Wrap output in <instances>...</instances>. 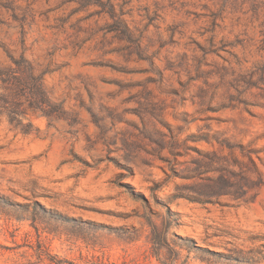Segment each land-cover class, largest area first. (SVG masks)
I'll list each match as a JSON object with an SVG mask.
<instances>
[{
	"label": "rangeland",
	"instance_id": "374dc122",
	"mask_svg": "<svg viewBox=\"0 0 264 264\" xmlns=\"http://www.w3.org/2000/svg\"><path fill=\"white\" fill-rule=\"evenodd\" d=\"M8 56L66 115L0 116V264H264V0H0Z\"/></svg>",
	"mask_w": 264,
	"mask_h": 264
},
{
	"label": "trees",
	"instance_id": "16d2710c",
	"mask_svg": "<svg viewBox=\"0 0 264 264\" xmlns=\"http://www.w3.org/2000/svg\"><path fill=\"white\" fill-rule=\"evenodd\" d=\"M8 57L12 64L7 67L0 66V116L5 117L10 126H22L20 131L23 133H28L23 126H33L31 122L23 124L28 113L46 119H64V108L61 104H56L34 65L24 57L19 61L12 56ZM25 99L30 101L27 111L21 105Z\"/></svg>",
	"mask_w": 264,
	"mask_h": 264
}]
</instances>
